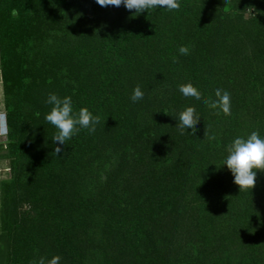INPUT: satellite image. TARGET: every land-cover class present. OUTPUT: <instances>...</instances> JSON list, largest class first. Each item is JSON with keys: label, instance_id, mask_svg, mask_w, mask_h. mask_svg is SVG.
I'll use <instances>...</instances> for the list:
<instances>
[{"label": "rangeland", "instance_id": "374dc122", "mask_svg": "<svg viewBox=\"0 0 264 264\" xmlns=\"http://www.w3.org/2000/svg\"><path fill=\"white\" fill-rule=\"evenodd\" d=\"M182 1L179 0V4ZM194 1L197 7L194 13L181 18L175 10L165 8L136 15L133 13L134 9L126 10L123 5L101 7L95 0H52L50 7H53V10H46L44 16L34 20L35 30L29 38L34 37L35 41L29 43L27 38V56L32 55L31 50L34 47L55 42L58 58L52 59V53H49L48 59L33 60V63L43 66L42 70L37 74L26 73L23 76L24 86L28 87L29 93L21 111L29 120H22L20 123L21 148L16 152L15 146L12 145V139L17 140V120L11 118L13 134L6 120L7 133L0 135V264H9L8 258L11 254L16 255L15 264H40L41 261L48 264L53 256H59L58 264H73L68 260L69 238L73 225L70 222L74 215L77 216L72 204H77L76 201L82 202L87 196V201L99 200L101 193L107 189L106 185L111 181V176L122 168H135L148 177H154V171L164 174L169 182L163 181L164 177L157 179L162 181L159 184L161 192L165 190L164 193L168 195L173 191L174 197L169 199L172 205H182L191 223L204 219L207 226H200L193 233H189L184 238V248L181 245L184 231L179 230L175 237L172 234L175 231L173 225L167 227V232L153 230L152 240L143 238L144 243L140 246L134 245L132 253L125 250L116 252L107 241L106 234H103V216L97 208L99 205H90L88 207L94 210L79 217L76 232L80 249L89 254L92 264H95L97 256L106 250L114 256L110 264H237L232 249L235 244L240 243L242 230L247 229L253 222V215L258 212L257 216L261 218L264 210V170H257L255 184L251 190L239 192L231 174L221 165L227 152L220 157L217 148L211 144L214 140L221 142L216 131L221 130L227 134L230 143L231 131L238 129L242 124H245L246 131H252L258 127L259 116L263 118V109L255 111L258 114H246L261 106L257 103L260 99L264 100V89L254 86L251 74L258 70L257 58L264 52V47L259 42L264 41V36L255 34L264 0ZM58 4L61 8L55 11ZM153 17L156 20L157 36H146L142 30L143 24ZM198 18L205 22V26L211 27V32L203 27V35H206L207 39L195 55L194 50L198 46L195 44L197 40L192 27ZM122 34L130 35L131 38L126 41V49L132 69L125 71L123 67L124 74L130 75L125 76L130 82L128 91L132 93L133 88L138 85L144 95L136 102L131 101L128 106L131 108L126 114L129 138L117 144L125 148V151L129 150L130 146L137 148L148 164L143 157L138 159V163L117 164L114 156L108 151L100 157L97 154L89 160H79V166L86 176L78 181L73 189V185H66L65 191L62 189L64 210L58 221L56 214L50 215L46 199L40 196L44 193L43 188L47 189L50 185L46 182L42 187L33 180L35 175H40L34 158L46 154L52 141L51 132L56 130L44 119L51 105L44 102L47 96L36 84L56 74L62 88L55 93L61 97L69 95L72 101H83L84 93L75 94L74 89L78 85L94 82L93 71L95 67H100L101 63L98 50L105 46L109 39L118 38ZM162 42L164 43L161 46ZM181 45L188 47L187 54L178 52ZM167 46H172L174 50L170 51ZM70 50H74L83 62L81 63L79 57L74 56ZM222 53L229 57L234 72L228 73L225 83L219 82L214 73L219 70L217 61ZM61 54L68 55L63 58ZM198 58L210 65L208 71L212 77L210 80L206 78L209 99H216L212 92L217 88L222 92L227 91L230 97L228 115L234 119L225 120L218 114L213 115L218 125L214 127L213 132L211 127V134L198 144L200 148L186 154L185 151L191 148L194 141L181 133L175 124L178 113L192 105L187 102L189 97L180 94L178 86L187 82L193 62L197 64ZM7 77L9 78L6 81L0 49V114L5 115L12 114V109L8 110L6 107L7 87L12 90L10 82L12 78L17 79L9 74ZM177 77H180L179 81L174 79ZM86 89L89 91L91 88ZM181 98L183 101H180ZM162 99L170 100L175 116L166 113L161 116L166 118H158L160 112H156V105H160ZM241 102L249 105V112L244 111L243 105H239ZM151 117L155 120L153 122L157 121L159 125L153 126ZM163 132L166 135V143L162 140ZM127 134L126 131L122 139ZM92 135L97 137V140L94 139L91 146L98 153L99 138L95 133ZM173 136L182 140L184 147ZM243 137H247L245 132ZM112 147L114 148V145ZM115 153L117 156L125 155L126 158L125 152L116 149ZM101 161L107 162L106 172L102 170L104 167ZM96 162L97 164H94ZM92 164L94 168L91 169ZM71 168L75 169L73 159L69 166L58 162L54 166H45L46 173L42 176L45 181L57 179L59 175L73 180L75 170H70ZM6 182L11 183L3 184ZM120 184L119 190L128 188V175L127 181L120 180ZM130 194L137 195L133 189ZM68 200H71L70 211L65 208ZM62 226H67L65 234ZM242 226L246 227L241 228ZM261 234L263 243L264 232Z\"/></svg>", "mask_w": 264, "mask_h": 264}, {"label": "trees", "instance_id": "16d2710c", "mask_svg": "<svg viewBox=\"0 0 264 264\" xmlns=\"http://www.w3.org/2000/svg\"><path fill=\"white\" fill-rule=\"evenodd\" d=\"M51 1L52 0H0L1 65L6 81L9 78L7 77L8 74L9 76L13 75L17 77L16 80L12 78V81L10 82L12 84V90L7 87L5 96L7 109H12V114L6 115L8 125L11 129V134H13L12 119L17 120L18 132L17 134L15 133L17 140L12 139V145L15 146L16 152L22 146L19 141L21 129L20 123L22 120H29V118H27L21 111V107L28 99L29 93L28 87L24 86L23 76L26 73L37 74L42 70L43 66L33 63V60L48 59L50 58L48 55L49 53H52V59L55 60L58 58V54L55 52V42L50 43V45L42 43L41 45L34 47L31 50V56H27L26 52L27 38L29 43H33L35 41L34 37L29 38L33 30H35L33 29L34 20H37L39 16H44L46 10H53V7H50ZM59 8H61V5L58 4L55 11ZM196 9L197 7L194 0H183L179 4V7L174 10L177 15L182 18L193 14ZM13 10H15V15H12ZM261 11V16L255 26V34L264 36V4ZM203 27H206V29L211 32V27L205 26V22L202 19L198 18L194 21L192 29L197 40L195 44L198 46V48L194 50L195 55L196 51L202 47L205 42L204 40L207 39V37H205L206 35H203ZM142 30L146 36H157L155 18L153 17L149 22L144 23ZM130 39V35L124 34L118 38L109 39L107 44L98 50L101 63L100 67H95L93 71L92 80L94 82L88 85L84 84L83 86L78 85L74 89L76 90L75 94L84 93V100H73V108L78 111L80 107H86L94 115L99 117V121L95 126V131L89 133L87 129H81L75 135L71 136L69 140L65 141V145L61 146V151L59 153L53 152L54 147H56V143L51 141L46 154L38 155L34 158L35 165L38 168V174L40 175H35L33 180L36 184L42 187L46 182L50 185L47 189L43 188L42 192L44 193L40 194V196H43L46 199L50 215L51 213L56 214L58 216V221H60V214L64 210V200L61 194L62 189L65 191L66 185L67 187L73 185V189L77 182L83 180V177L86 176V173L83 172L79 166V160H82L83 158L89 160L93 155L97 154H99L100 157L102 153L108 151L112 156H114L117 164H124L128 162L138 163V159L140 157H143L146 163L144 155L128 153L125 151V148L117 144L120 140H124V138L122 139L123 126L120 122L122 121L124 127L128 129L126 114L131 109L128 107L131 103V91H128L130 82L125 79V76L128 77L130 75H125L123 72V67L125 68V71L132 69L130 66L131 59L127 54L128 51L126 49V41ZM259 42L262 43V46L264 47V41ZM163 43L164 42L161 43V46ZM167 48L170 51L174 50L172 46H167ZM70 52H72L74 56L79 57V61L81 63L83 62L82 58L79 55H76L74 50H70ZM202 53L204 54L205 52ZM61 55H63L64 58L68 54ZM257 60L259 62L257 63L258 70L256 72H251V74L254 80V86H259L264 89V52L257 58ZM217 64L219 70L214 73L219 82L225 83L227 81L226 77H228V73L233 72V64L227 54L223 53L219 55ZM209 67L210 65L204 63L201 58H198L197 64L193 62L192 72L186 82L191 83L199 91L201 96L200 101H195L191 97L187 98V102H190L195 110V114L200 117V122L196 124L195 129H192V133L187 130L184 132V134L189 136L191 140L193 139L195 141L192 142L191 148H188L186 151L184 150L186 154H188V152L196 151V148L198 147L200 148L198 144L211 134V127L213 132L214 127L218 125L213 115L218 114L220 118H225V120L227 118L234 119L233 116L230 118L229 115H225L218 109L209 108L207 104L203 102L205 100H209V92H207L206 88L208 83L206 78L210 80L212 77V74L208 71ZM148 71L153 73L151 70ZM137 74H139V72ZM174 79H178L179 81L180 77ZM36 86L41 89V92L45 96H47L50 92L55 93L62 88L56 74H52L45 81L38 82ZM86 88L91 89L88 91ZM231 91L234 92L233 89H231ZM241 95H239L238 98H240ZM180 101H183V98H181ZM257 103L261 106L251 112H249L250 107L247 103L241 102L239 105H243L244 111L249 112L246 115L250 116L252 114H258L255 111H259V109L264 110V100L260 99ZM158 111L160 112V116H158L159 119L166 118L161 117L162 115H166V113H170L173 116L176 115L175 111L171 109L169 99H162L160 101V105H156V112ZM122 114L124 115L123 120L121 119ZM262 116L263 118L259 116L260 121L258 127L256 126L252 131H246L244 129L245 124H242L241 127L238 126V129L231 131V140L237 136L243 137L244 132L247 136L253 131L257 132L260 136H264V114ZM255 122L256 121H254V124ZM55 131L56 130H53L51 134L53 135ZM92 133L97 134L99 138L97 148L98 153H96L91 146L93 140H97V137H93ZM216 133L221 142L214 140L211 146L217 148V154L221 157L226 151L225 146L229 144V140L227 134L222 133L221 130L216 131ZM16 136L13 135L15 138ZM113 145L114 148L112 147ZM131 148L132 146H130V149ZM116 149L120 150V152H125L126 158L124 157L125 155L117 156L115 153ZM130 149L128 151H130ZM214 156H216V154H214ZM72 159L75 161V169L71 168L70 170H75V179L68 180L65 175H59L57 176V179H51V181L44 180L42 175L46 173L44 170L45 166H54L58 162H61L65 166H69ZM101 162L104 167L102 170L106 172L105 170H108L107 162ZM94 164H97V162ZM94 164L90 166L91 169L94 168ZM39 168H42V170ZM127 175L128 188L119 190L118 187L121 185L120 180L127 181ZM163 177V181L169 182L165 175ZM157 179L158 178L143 175V173L135 168L132 170L122 168L116 171L115 175L111 176V181H114V183L110 181L106 185L107 189L101 193V198L99 200L92 199L87 201V196L82 202L76 201L77 204H72L74 213H76L77 216L82 211L83 212L78 216V218L74 215L73 220L70 222V224L73 223V225L72 233L69 238L70 250L68 260L73 264H92L89 259V254H85L81 251L76 232L78 226L77 220L79 217L90 210H94V208L88 207L90 205H99L97 208L101 210L103 216V234H106L107 241L109 242L111 248L116 252L125 250L126 252L132 253L135 249L134 245L140 246L144 243L143 238L152 240L151 235L153 230H162L163 232L166 230L167 232V227L173 225H175V234L171 233L175 237H177L176 232L179 230L184 231V235L181 240V245L184 248V238L187 237L189 233H193L196 228L198 229L200 226L205 227L207 224H205L206 222L204 219L199 220L197 223L195 221L191 223L183 206H173L169 201V199L174 197L173 191H170L168 195L164 193L165 190H162L161 192L159 184L162 181ZM9 183L11 182L3 184ZM131 189H133L137 195L132 196L130 194ZM70 206L71 200H68L65 208L70 211ZM257 215L258 212L253 215V222L248 225L247 229L242 230V237H240L239 240L240 243L235 244L232 249L234 257L237 260V264L264 263V242L261 243L263 241L261 239V232H264V210L261 218ZM244 227L246 226H242L241 228ZM66 228L67 226H62L63 233ZM185 233L187 234L185 235ZM243 239L246 241L244 242ZM113 258V254L106 250L105 253L97 256L95 264H110ZM15 262L16 255L11 254L8 258V263L15 264Z\"/></svg>", "mask_w": 264, "mask_h": 264}, {"label": "clouds", "instance_id": "9594fccd", "mask_svg": "<svg viewBox=\"0 0 264 264\" xmlns=\"http://www.w3.org/2000/svg\"><path fill=\"white\" fill-rule=\"evenodd\" d=\"M95 2L101 7L109 5L119 7L123 5L126 10L134 9L135 11L133 13L136 15L141 12H148L149 10L158 8L174 10L179 7V0H95ZM15 14V10H13L12 15ZM188 51V47L184 45H181L178 48L180 54H187ZM178 90L183 97H191L195 101L201 100L199 91L191 83L179 85ZM143 95V91L137 85L133 88L130 99L132 102H136L143 98ZM214 95L216 99H209L203 102L207 104L209 108H218L225 115H228L230 112L229 93L227 91L222 92L221 89L217 88L214 90ZM44 102L51 105L50 110L45 113L44 119L56 129L51 137V140L56 143V147L53 149L54 153H59L61 151V146L65 145V141L69 140L71 136L75 135L81 129H87L89 133L95 131V126L99 121V117L90 112L86 107H80L78 111L75 110L73 108L71 96L65 95L61 97L54 92H50ZM199 118L200 117L195 114L194 108L187 106L183 111L178 113L175 126L181 133H184L185 130L195 129L196 124L200 122ZM121 119H124L123 114L121 115ZM151 119L153 126L159 125L157 121L153 122L155 121L153 117H151ZM120 124L123 126L122 136L127 131L128 134L124 139H128L129 130L124 127L122 121ZM157 135L160 137L159 134ZM163 136L164 138L162 140L166 143V135L164 132ZM176 140L184 147L182 140ZM121 141L123 140H120L119 142ZM225 150L227 155L222 160L221 165L227 168L233 178V183L238 186L239 192L246 189L251 190L255 184L257 170H264V136L258 135L255 131L251 132L246 138L237 136L225 146ZM126 152L142 154L133 146L130 151L126 150ZM146 164H148L147 159ZM154 173L155 175L152 178H160L164 176V174L158 171H154ZM59 259V256H53L48 261V264H58ZM40 264H43V262L41 261Z\"/></svg>", "mask_w": 264, "mask_h": 264}, {"label": "water", "instance_id": "95a60500", "mask_svg": "<svg viewBox=\"0 0 264 264\" xmlns=\"http://www.w3.org/2000/svg\"><path fill=\"white\" fill-rule=\"evenodd\" d=\"M0 119H1L0 133L5 134L7 133V124H6L5 115H0Z\"/></svg>", "mask_w": 264, "mask_h": 264}, {"label": "bare ground", "instance_id": "6f19581e", "mask_svg": "<svg viewBox=\"0 0 264 264\" xmlns=\"http://www.w3.org/2000/svg\"><path fill=\"white\" fill-rule=\"evenodd\" d=\"M1 120V119H0ZM0 135H1V133H0Z\"/></svg>", "mask_w": 264, "mask_h": 264}]
</instances>
